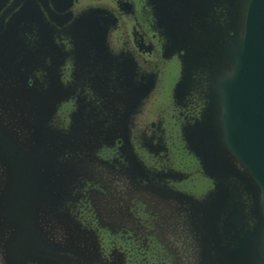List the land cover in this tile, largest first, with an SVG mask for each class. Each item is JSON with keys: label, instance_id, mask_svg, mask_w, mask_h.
Masks as SVG:
<instances>
[{"label": "rangeland", "instance_id": "374dc122", "mask_svg": "<svg viewBox=\"0 0 264 264\" xmlns=\"http://www.w3.org/2000/svg\"><path fill=\"white\" fill-rule=\"evenodd\" d=\"M50 1L63 11L68 0ZM247 1L148 0L164 52L179 62L167 92L161 74H146L113 44L118 53L109 50V30L97 13L60 31L29 3L7 19L13 20L0 42V129L32 168L35 234L46 249L72 253L84 264H107L97 235L72 227L70 215H55L57 197L89 192L109 227L123 223L136 248L157 251L161 264L175 258L177 264H262L261 196L226 144L220 92L232 71ZM6 3L0 0V11ZM168 92L179 114L172 141L185 145L196 176L213 181L205 198L161 186L138 166L130 118L142 100H165ZM197 100L192 113L189 104ZM64 111L72 122L67 128L64 116L57 122ZM142 144L148 151L170 145L166 133ZM108 151H115L113 161L101 157ZM11 191L10 163L0 154V264H11L20 232ZM15 264L59 263L29 255Z\"/></svg>", "mask_w": 264, "mask_h": 264}, {"label": "flooded vegetation", "instance_id": "af4514ba", "mask_svg": "<svg viewBox=\"0 0 264 264\" xmlns=\"http://www.w3.org/2000/svg\"><path fill=\"white\" fill-rule=\"evenodd\" d=\"M14 1L7 0L5 6H10ZM28 1H30L28 5L39 12L41 18L49 22L57 31L67 29L85 13L99 14L100 20L109 30L108 43L111 52L118 53L113 48V45L117 46L121 52H127L126 55L131 57L132 62L146 74L152 75L153 72L161 74L158 78L164 81V91L167 92L170 84H173L174 78L171 79V75L175 71L176 63L179 62L176 57L169 60L164 52V34L158 28V20L154 18L153 8L148 0H68L66 9L63 11H58L50 0ZM23 6H26L25 3L16 10V13H19ZM65 73L68 74L67 71ZM165 98L164 100L161 95L147 97L144 102L143 100L140 102L137 112L130 118V134L136 146L138 166L155 178L161 186H167L174 192L196 199L205 198L206 193L214 186L213 181L196 176L197 171L190 169L193 167L194 160L188 157L185 145L182 142L172 141V134L179 131L175 118H178L179 114L176 113L175 108L173 109V100L169 92ZM163 100L166 102V107ZM145 104L150 105L146 107ZM189 105L191 109H194L192 113H195L199 108V100L196 104L192 102ZM62 116L67 119V123L63 120L64 128H67L72 123L68 119L67 111L59 114L61 118L57 121L59 126L62 123ZM167 121L169 127L166 125ZM162 133H166L170 143L167 149L148 151L142 144V139L145 138L152 145V141L157 136H162ZM123 144L121 141L116 147L122 148ZM104 156L113 161L115 151H108L101 157L104 158ZM188 158L191 159L190 164H187ZM87 193L85 192L84 196L75 194L68 198L57 197L59 199L58 205L56 204L57 211L52 203L48 207L53 208L56 217L61 219H63L62 214L70 215L72 227L81 226L83 230L97 235L102 256L107 264H161L157 251L154 254L151 248L143 246V249L136 248L139 247L138 244L133 243L136 240L130 239L134 235L133 231L125 227L123 223L117 229L109 227L108 217L102 218L99 215ZM132 213H139V210H132ZM129 225L134 228L132 223ZM52 253L57 257L50 259L59 264H65V254L73 256L74 259L80 258L72 253ZM9 259L11 264H15L18 258L10 251ZM170 264H177L176 258L172 259Z\"/></svg>", "mask_w": 264, "mask_h": 264}, {"label": "water", "instance_id": "95a60500", "mask_svg": "<svg viewBox=\"0 0 264 264\" xmlns=\"http://www.w3.org/2000/svg\"><path fill=\"white\" fill-rule=\"evenodd\" d=\"M29 2L15 0L1 9L0 42L6 37L9 22L13 20L7 19L18 15L16 10ZM240 21L241 33L233 51L232 71L229 77L222 79L220 87L223 121L228 148L260 192L264 220V0H248ZM14 145L0 129V154L10 163L12 211L20 224L12 253L18 260L29 255L39 260L56 259L57 256L48 251L35 234L33 206L37 189L32 182V168ZM64 263L84 264L82 259H74L68 254L64 255Z\"/></svg>", "mask_w": 264, "mask_h": 264}]
</instances>
